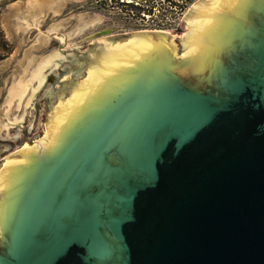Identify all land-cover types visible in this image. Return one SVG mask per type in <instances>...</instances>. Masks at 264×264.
Instances as JSON below:
<instances>
[{
	"label": "water",
	"instance_id": "95a60500",
	"mask_svg": "<svg viewBox=\"0 0 264 264\" xmlns=\"http://www.w3.org/2000/svg\"><path fill=\"white\" fill-rule=\"evenodd\" d=\"M32 1L4 21L68 3ZM142 32L0 164V264H264V0Z\"/></svg>",
	"mask_w": 264,
	"mask_h": 264
},
{
	"label": "rangeland",
	"instance_id": "374dc122",
	"mask_svg": "<svg viewBox=\"0 0 264 264\" xmlns=\"http://www.w3.org/2000/svg\"><path fill=\"white\" fill-rule=\"evenodd\" d=\"M18 1L22 0H0V164L40 135L56 104L79 89L89 72L90 43L116 35L165 31L200 0H193L184 11L178 6L181 0H76L60 13L28 11L4 21L7 7ZM104 30L111 33L97 35ZM49 58L60 63L45 71L47 80L27 107L32 93L22 103L16 93L24 83L37 85L33 77Z\"/></svg>",
	"mask_w": 264,
	"mask_h": 264
},
{
	"label": "bare ground",
	"instance_id": "6f19581e",
	"mask_svg": "<svg viewBox=\"0 0 264 264\" xmlns=\"http://www.w3.org/2000/svg\"><path fill=\"white\" fill-rule=\"evenodd\" d=\"M66 1H68V2H70V1H76V0H66ZM37 0H33L32 1V3L33 4H37ZM65 2V1H64ZM53 3H55V1H53ZM52 3V4H53ZM39 4H41L40 2H39ZM194 5V4H193ZM193 5H191L190 6V8L193 6ZM189 8V9H190ZM59 10H61L60 8H57V9H55V12H57V13H59ZM143 33H146V32H143ZM49 59H51L49 62H48V64H44V66H45V68L39 73V71H38V73L39 74H36L37 76H34L33 77V81L35 80V83H37V85H34V82H29L28 84H25L24 83V85H23V87L20 89V91L19 92H17L16 93V99L20 102V103H22L23 102V100H24V98L27 96V94L30 92V93H32V95H31V98L27 101V104H26V106L27 107H30L31 105H32V103H33V99L36 97V94H37V92H39V90L43 87V85L45 84V82H46V80H47V74L45 73V71L48 69V68H51V67H53V66H55V68L59 65V63H60V61H59V59H53L52 60V58H49ZM62 60V59H61ZM41 69V68H40ZM39 69V70H40ZM23 84V83H22ZM21 87V86H20ZM80 87V86H79ZM76 92L77 91H75V93L73 94V95H71L70 97H68L67 99H65V98H62V100H61V102L60 103H58V104H56L57 106L54 108V110H53V112H51V114H50V116H48L49 117V121H48V124L45 126V128H44V130H46L48 127H49V125H50V122H51V120H52V117H53V115H54V113H55V111L57 110V108L61 105V104H63L65 101H67V100H69L70 98H72V97H74L75 96V94H76ZM14 95V94H13ZM29 97V96H28ZM19 123V122H18ZM14 126V125H13ZM27 145V144H26ZM26 145H24L22 148H24ZM21 148V149H22ZM20 149V150H21Z\"/></svg>",
	"mask_w": 264,
	"mask_h": 264
},
{
	"label": "trees",
	"instance_id": "16d2710c",
	"mask_svg": "<svg viewBox=\"0 0 264 264\" xmlns=\"http://www.w3.org/2000/svg\"><path fill=\"white\" fill-rule=\"evenodd\" d=\"M7 2H14V1H17V0H5ZM193 0H181V4H179V9L180 11H184V9L189 5V3H191ZM0 37L2 38L3 35L1 33V29H0ZM2 40V39H1ZM1 45H0V51H1Z\"/></svg>",
	"mask_w": 264,
	"mask_h": 264
}]
</instances>
